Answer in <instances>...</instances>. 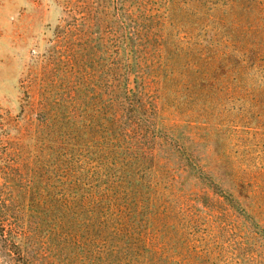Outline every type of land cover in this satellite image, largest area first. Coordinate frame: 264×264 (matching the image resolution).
<instances>
[{
	"label": "rangeland",
	"instance_id": "rangeland-1",
	"mask_svg": "<svg viewBox=\"0 0 264 264\" xmlns=\"http://www.w3.org/2000/svg\"><path fill=\"white\" fill-rule=\"evenodd\" d=\"M257 82L264 0H0V195L49 262L264 264Z\"/></svg>",
	"mask_w": 264,
	"mask_h": 264
},
{
	"label": "trees",
	"instance_id": "trees-1",
	"mask_svg": "<svg viewBox=\"0 0 264 264\" xmlns=\"http://www.w3.org/2000/svg\"><path fill=\"white\" fill-rule=\"evenodd\" d=\"M35 199L39 207L35 221L44 212L54 210L50 197ZM27 204L21 203L11 196L0 195V253L8 258L10 264H65L64 262H49L43 258H62V255L53 250L38 254L35 250V238L38 237L36 222H31L30 211L25 209ZM48 253L52 256H48Z\"/></svg>",
	"mask_w": 264,
	"mask_h": 264
},
{
	"label": "clouds",
	"instance_id": "clouds-1",
	"mask_svg": "<svg viewBox=\"0 0 264 264\" xmlns=\"http://www.w3.org/2000/svg\"><path fill=\"white\" fill-rule=\"evenodd\" d=\"M258 85L264 84V82H257Z\"/></svg>",
	"mask_w": 264,
	"mask_h": 264
}]
</instances>
